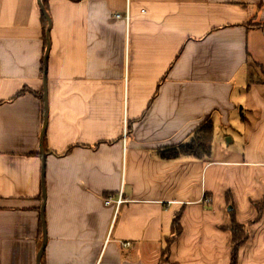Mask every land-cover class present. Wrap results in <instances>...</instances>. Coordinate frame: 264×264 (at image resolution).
Wrapping results in <instances>:
<instances>
[{"label":"crops","instance_id":"1","mask_svg":"<svg viewBox=\"0 0 264 264\" xmlns=\"http://www.w3.org/2000/svg\"><path fill=\"white\" fill-rule=\"evenodd\" d=\"M41 4L0 0V264H230L232 217L264 264V0H46L40 145Z\"/></svg>","mask_w":264,"mask_h":264},{"label":"trees","instance_id":"2","mask_svg":"<svg viewBox=\"0 0 264 264\" xmlns=\"http://www.w3.org/2000/svg\"><path fill=\"white\" fill-rule=\"evenodd\" d=\"M45 10L47 9L46 0H43ZM43 29H46V19L42 16ZM28 90L21 89L14 97L19 96ZM29 92V91H28ZM213 140V124L210 120H205L199 124L194 130L192 137L187 143L181 144L177 147H169L162 151V156L165 158H173L179 154H185L187 156L202 158L209 156L211 153V146ZM255 208L258 211V215L264 209V199L261 202L254 203ZM181 212L175 214L172 219L171 232L172 235L166 240L164 248V255L166 256L169 245L180 235L182 227L180 223ZM231 224L229 226L232 238H231V262L230 264H237V254L240 246L244 244L248 237V232L245 225L237 222L234 217L231 218ZM164 259H166L164 257Z\"/></svg>","mask_w":264,"mask_h":264},{"label":"water","instance_id":"3","mask_svg":"<svg viewBox=\"0 0 264 264\" xmlns=\"http://www.w3.org/2000/svg\"><path fill=\"white\" fill-rule=\"evenodd\" d=\"M40 9H41V12L44 15V17H45V19H46V21L48 23V26H47V29H46V32H45L47 45H46V50H45V54H44V58H43V99H44V112H45V114H44L43 129H42V133H41V137H40V141H41L40 145H41L42 141H43V138H44L46 124H47L46 68H47V55H48L49 46H50V43H49L50 17H49L47 11L45 10V8H44V6L42 4L40 5ZM44 158L45 157L43 155V165H44V162H45ZM44 244H45V235H43V245ZM40 256H41V251L38 254V261L40 260Z\"/></svg>","mask_w":264,"mask_h":264},{"label":"built area","instance_id":"4","mask_svg":"<svg viewBox=\"0 0 264 264\" xmlns=\"http://www.w3.org/2000/svg\"><path fill=\"white\" fill-rule=\"evenodd\" d=\"M121 16H123V18L126 20V21H128L129 19H130V15H129V12H128V10L122 15V14H116V17H118V18H120ZM211 199L210 198H207V199H205V201H210ZM122 202V199L119 197L118 199H117V203L118 204H120ZM123 244V246H128L130 243L129 242H124V243H122Z\"/></svg>","mask_w":264,"mask_h":264}]
</instances>
